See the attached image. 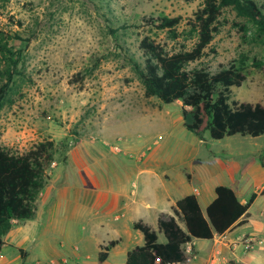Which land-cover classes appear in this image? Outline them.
<instances>
[{
  "label": "rangeland",
  "instance_id": "1",
  "mask_svg": "<svg viewBox=\"0 0 264 264\" xmlns=\"http://www.w3.org/2000/svg\"><path fill=\"white\" fill-rule=\"evenodd\" d=\"M255 1L264 6V0ZM203 4L204 0H0V38L16 52L22 72L9 83L0 62V93L9 83L0 111V146L23 154L41 142L54 141L57 150L31 219L37 221H15L13 228L34 231L38 214L43 225L38 232L27 231L18 245L31 249L36 238L48 248L42 258L53 257V264L61 257L62 264H82L69 250L76 248L71 231L82 235L93 230L104 214L95 205L104 194L100 190L117 176L136 177L134 164L148 163L160 170L154 165L164 168L185 160L179 168L190 182L191 164L216 163L223 170L226 159L239 162L244 155L246 166L235 169L246 172L241 180L252 186L264 182L259 157L264 135L215 140L206 132L201 149L200 138L183 126L182 102L168 105L147 97L133 68L134 62L144 61L145 37L168 51L191 49L197 41L191 23ZM177 17L178 38L158 27L159 20ZM216 28L200 62L213 71L243 62L247 80L232 88L231 101L264 103V41L256 28L242 25L230 9L222 11ZM73 207L76 215L77 207L82 211L80 216H73ZM262 209L264 197L251 209L254 220ZM160 238L165 239L163 234ZM61 242L69 246L61 249ZM129 244L113 250L112 256L125 253ZM53 246L61 257L52 256ZM257 248L264 245L252 250Z\"/></svg>",
  "mask_w": 264,
  "mask_h": 264
},
{
  "label": "trees",
  "instance_id": "2",
  "mask_svg": "<svg viewBox=\"0 0 264 264\" xmlns=\"http://www.w3.org/2000/svg\"><path fill=\"white\" fill-rule=\"evenodd\" d=\"M224 9L236 12L242 25L252 24L257 36L264 41V6L257 1L204 0L191 23L197 33V41L191 49L184 47L168 51L145 37L141 42L144 61L134 62L133 68L147 97H156L168 105L182 102L184 126L200 139H204L206 132L215 140L234 135L260 137L264 135V103L231 101L232 88L241 87L247 80L244 63L221 65L213 71L200 62L214 39L216 23ZM159 21L160 29L169 31L174 38L179 37L180 17ZM0 62L6 66L5 76L9 83L16 75H22L19 57L3 38H0ZM9 83L1 89L0 111L5 105L4 96ZM56 153L54 141L41 142L23 154H13L0 146V255L5 245L4 237L12 230L14 222L34 218L38 197L50 179L48 170ZM260 161L264 167V154ZM215 193L216 198L205 210L197 195L184 196L176 203L175 216L159 218L158 230L136 222L134 229L142 233L144 244L129 251L126 264L182 262V246L187 242L213 239L236 224L244 223L241 219L248 215L256 195L242 203L229 186L219 185ZM159 234L165 236V242L159 241ZM118 243L111 241L102 248L101 262L109 257L110 250Z\"/></svg>",
  "mask_w": 264,
  "mask_h": 264
},
{
  "label": "crops",
  "instance_id": "3",
  "mask_svg": "<svg viewBox=\"0 0 264 264\" xmlns=\"http://www.w3.org/2000/svg\"><path fill=\"white\" fill-rule=\"evenodd\" d=\"M205 141V138L200 139L198 146L201 149ZM200 153L195 155V159H199ZM263 154L264 149L260 151L259 157ZM182 155L185 158L186 152ZM242 157L245 156L237 158L240 160L239 162H236V159H232V161L226 159V162H230H228L229 164H226V162L222 163L224 166L223 170L219 169L221 165L219 166L216 163L210 164L212 167H206L204 163L197 161L199 164L190 165V173L192 174L190 182L179 168L183 163L186 164L185 160L183 163L180 161V165L170 162L164 168L154 165L157 168H161L160 170H155L153 165L148 163L134 164L135 166L138 165L139 171L136 177L127 180L122 176H117L111 180L112 182L108 188L100 190L104 194H102L103 196H98L99 198L96 200L95 205L98 204L100 212L102 211L104 214L102 219H98L95 226H92L93 230L88 234L82 235L71 231L70 234L76 236L74 241L76 242V248H72L66 242H61L60 248H65L66 244H68L69 250L72 251L73 255L80 256L82 264H126L129 251L136 246L144 244L142 233L134 229L136 222H143L158 230L159 218L175 216L174 208L176 203L184 196L197 195L203 210H205L216 198L215 188L219 185H226L236 192L242 203H247L254 194L256 199L250 207L248 215L241 219L244 223L236 224L226 233L215 235L213 239L194 240L197 258L189 264H264V248L245 251L241 244H236L239 238L244 235L264 238V209L255 218L256 220L253 219L251 214L252 207L264 197V182L255 183L253 186L244 184V180H241L240 175L247 176L246 172H240L239 174L235 170L246 166V162L241 161ZM260 169L264 173L262 165ZM77 209L79 214L76 215V207H73L74 211L72 210L71 212L73 216H80L82 213L78 207ZM37 217L40 218V223L34 229L35 232L41 229L40 225H43L44 222L41 214H38ZM35 221L37 220L35 219L32 222ZM180 224L183 226V223L180 222ZM27 231L23 230L20 232L18 227H16L4 237L5 245L0 255V264H53L51 263L53 257L42 258L41 253H47L48 248L42 242L34 241L36 238L33 240L31 249L18 245L20 237L29 235ZM111 241H119V243L110 250L109 257L104 262H101L99 255L102 248ZM159 241L165 242L166 238L161 240L159 234ZM124 242L130 243L124 249L123 252L125 253H118L116 256H112V251L119 249L125 244ZM52 250L54 252L52 256H58L54 258L61 257L62 253L56 247L53 246ZM88 250L94 251V254L89 253ZM22 251L24 256H22ZM63 259L62 257L57 259L55 264H62Z\"/></svg>",
  "mask_w": 264,
  "mask_h": 264
},
{
  "label": "built area",
  "instance_id": "4",
  "mask_svg": "<svg viewBox=\"0 0 264 264\" xmlns=\"http://www.w3.org/2000/svg\"><path fill=\"white\" fill-rule=\"evenodd\" d=\"M241 244L245 251H250L256 245H264V238L254 235H244L239 238L238 243ZM184 259L182 262L176 264H189L197 258V253L194 248L193 241L187 242L182 246Z\"/></svg>",
  "mask_w": 264,
  "mask_h": 264
}]
</instances>
